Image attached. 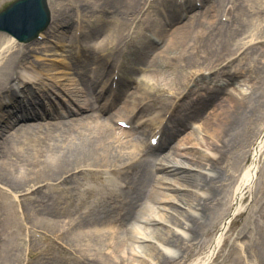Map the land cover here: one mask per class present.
Masks as SVG:
<instances>
[{
	"label": "bare ground",
	"instance_id": "bare-ground-1",
	"mask_svg": "<svg viewBox=\"0 0 264 264\" xmlns=\"http://www.w3.org/2000/svg\"><path fill=\"white\" fill-rule=\"evenodd\" d=\"M48 1L51 24L34 41L45 44L44 52L0 33V264H184L180 236L196 240L203 228L219 223L205 252L188 263L209 264L233 217L251 211H241L243 195L264 172L258 160L264 150V58L247 61L264 37V0H215L201 17H188L171 30L169 24L184 14L155 18V0H97L115 23L108 27L93 19L97 26L90 30L85 17L78 19L76 32L86 44L78 42L77 54L86 51L98 62L92 70L86 61L78 65L76 79L58 51L69 37L59 25L65 20L62 5ZM90 6L87 0L77 9L91 12ZM217 13L227 21L216 19ZM106 26L111 34L103 36ZM134 26L130 40L141 45L131 52L129 71L145 61L184 73L162 79L154 91L132 80L111 82L100 69L107 60L99 59L103 51L114 56ZM32 53L38 63L29 61ZM229 65L251 82L249 92L238 87L221 98L228 89L223 85L184 101L205 77L235 75L226 71ZM45 75L58 93L49 104L35 91L21 96L40 79L42 90L48 89ZM158 93H169V101L160 106ZM204 114L201 138L189 128ZM47 118L55 120L20 124ZM161 134L154 148L152 138ZM229 186L232 197L223 209ZM185 190L195 197L186 198ZM255 210L253 226L238 231L248 238H235L236 255L224 264H264V205ZM178 212L181 226L169 219Z\"/></svg>",
	"mask_w": 264,
	"mask_h": 264
},
{
	"label": "rangeland",
	"instance_id": "rangeland-1",
	"mask_svg": "<svg viewBox=\"0 0 264 264\" xmlns=\"http://www.w3.org/2000/svg\"><path fill=\"white\" fill-rule=\"evenodd\" d=\"M12 1H14V0H0V10L5 8ZM55 1L60 3V5H62L61 8L64 12L62 19H65V20L59 22V25H61L60 26L61 30H63V27L66 28L67 35H69V37H66L64 40L65 45L59 47L58 51H59V53L64 55L65 59L67 58L66 61L68 63H70V65H72V71L74 72L75 66H76V60H77V58L75 56V46H76L78 41L79 42L81 41V43L84 42L86 44V41H83V39H82L83 37H81L80 35L76 37L77 26L75 27V25L78 24V23H76V22H79L78 19H80V17H85V19L87 20L86 28H88L90 30L95 29L97 26L96 23H94V24L91 23V20H93V19L100 21L102 24H105L106 22H108V27H113L115 22L113 23L112 20H110V18L112 16V12L108 11L107 8H105L103 10V7L98 5L99 2L97 0H91V4L94 5L93 7L90 6L89 10L91 12H86V11H84V9L82 11L77 9V6H80L81 4L85 3L87 0H55ZM213 2H215V0H204L203 2L199 1L197 4L192 5V3H194V2L190 1V0H188V1L187 0H155L152 14L155 18H160V19H162L164 12H166V13L168 12L167 14H170V15H176L178 12H180L181 14H184L182 19L178 18V20H176V22L174 24H171V25L169 24L168 29L171 30V29H173V27H175L177 25H181L182 23H184L188 17H191L193 15H196V17H197V15H198V17L199 16L201 17L203 12H204L205 7L208 6L210 3L212 4ZM188 4H191V6H188ZM232 4L233 3H230L229 6H231ZM186 7H189V8L186 10ZM217 15L215 16L216 19H219V20L223 19L224 21L225 20L227 21L226 16H221V13H217ZM262 15L264 16V13H262ZM70 22L71 23L73 22L71 27H69ZM62 25H63V27H62ZM108 27L106 26V29L104 31H102L103 36H107L108 33L111 34V32L107 33V31H106ZM135 27L136 26L129 29V31L127 33L130 36H128L123 43L119 44V49L114 52V53H116L114 56L112 54L111 57H108L109 61L110 60H112L113 62H116L117 60L119 62L128 61L127 64L129 62H131V54L132 53L130 51H132V50L134 51V49L137 50L141 45L140 39H134L132 41L130 40L132 37L131 35L135 33V30H136ZM1 32L2 31H0V33ZM141 36L143 39H144V37H146L145 33H143V32L141 33ZM261 39L264 40V37ZM261 39H258L255 42L254 47L252 49H250L249 53L247 52L248 53L247 54V61H249L251 59V61H249L250 64H253L252 59L255 56H257L259 59L264 58V42L259 43V40H261ZM36 40L37 39H35L34 41H36ZM38 40H39V38H38ZM34 41L33 42H22V43L31 44V43H34ZM97 42H98V38H95L91 41L92 44H96ZM35 44L36 43H34L33 45H35ZM132 44H134L135 46L133 45L131 47ZM161 44H163V43H159L160 46H161ZM159 45L157 44L158 47H160ZM36 46H37V51L35 52L36 54L44 52L43 49L45 48V44L43 46L36 44ZM132 48H134V49H132ZM84 52H86V51H82L81 54H84ZM35 53H32V55L29 58V61H32V62L34 61V62L38 63V61L35 58ZM242 56H240V57H242ZM88 61H90V60H88ZM250 64H248V65H250ZM126 65H124L125 68H123V70L125 72V73L123 72L124 73L123 74V77H124L123 80L133 79L135 81L133 83V86L139 85L140 89L147 88L149 91L150 90L154 91L156 87H158L161 84H164L166 81H162V79H168L171 77L173 78V77H175L176 74L182 75L184 73V70L180 69V68H176V69L173 68L172 70H165V69L159 68L157 66H149L150 65L149 62H145V61H142V62H139L138 64H136L137 70L135 71V73H131L128 70V68H126ZM228 70H231V73H233L235 75H231V76L223 75L220 72L219 76H217L218 78H215V76H210V78L205 77L203 80L200 81L199 85L197 86L198 91H194L191 95H189L184 100L192 99L193 97H196L197 93L203 92V89L206 87L213 89V88H216V86H220L224 83H227V84H225V86H223V87L226 88L228 86L227 87L228 89H227V93H223L221 98L226 97L230 93H232V94L235 93L236 92L235 89H237L238 87L245 92H249L251 90L250 89L251 82L248 80V78L246 76H244L242 74L238 75L237 73H234V71H236L234 65H229L226 68V71H228ZM73 72L71 73V75L73 77L77 78ZM44 77L47 78L46 75ZM231 80H233L234 82L230 83ZM246 81L250 82V83L247 84ZM47 82L52 83V82H50V80ZM217 88L220 89V87H217ZM131 90H133V88H131L129 90L130 93H131ZM168 94L169 93H158V95L160 97L159 99L161 100L160 106L162 105L161 103L164 99H165L164 102L169 101L170 96ZM263 105H264V103H263ZM215 106H217V105H215ZM215 106H213V107H215ZM150 111H151V109L148 110L147 112H150ZM205 115L206 114H204V116L202 118L192 120V123H191L190 128H189L190 130L197 129L198 130L197 135H198V137H201V138L206 136V131H204V129L203 130L201 129L202 121L205 118ZM46 120H52L53 121L54 119L53 118L36 119V120L33 119V120L21 121L20 124L22 125L26 122H35V121L36 122L37 121L43 122ZM4 125L5 124L2 123V126H0V127L3 128ZM258 160H259V166L262 167V165L264 163V150L261 152ZM232 189H233L232 186H229L226 188L227 195L225 197H222L223 209H226L228 206L227 202L232 197V191H233ZM180 192H182V191H180ZM183 192L186 193V198L191 199V198L195 197V194H193L191 192V190H185ZM262 205H264V172L260 171L255 177L254 185H253V191H251L250 189H247L245 191V194L243 195V199H242L241 211H244L247 209H251V211H249L248 214L244 213L242 215H239L237 213L233 217V219L229 223V225H228V227H227V229L223 235V238L221 240V244H220L219 248L216 250V252L213 255V258L209 264H224V263H227L232 256L236 255V248L233 245V241L235 240V238L236 237L240 238L242 241H244L246 239V237L248 238V236L246 234L245 235L242 234L239 236L238 231L243 226H247V227L253 226V222H254V219L256 217V215H255L256 210L255 209L260 208ZM176 207L179 209V211H183V209H184V208L179 207V206H176ZM179 215H180L179 212L176 215L171 214L172 217H170L169 219L173 225H178V226L180 225L181 226L183 224V220L181 219V217ZM218 215H219V213H215V215H213L212 218L217 217ZM218 226H219V223H217L215 225V227H212V229H210L208 231L206 230V228H203V230H201L199 232L200 234L198 235V239H196V240H190L189 241V240L182 238V236L179 235L181 238L178 240V242H181L182 245H184V247H185V253L182 256V262L184 264H188L197 255L205 252V250H206L205 248H207V243H208L209 239L214 234H216V232L219 228ZM250 229L251 228H248V230H250ZM38 230L42 232L41 229H38ZM248 234H250V233H248ZM229 250L231 251V254H229V256H228ZM226 255L228 256L227 261H225ZM70 260H73V258H70Z\"/></svg>",
	"mask_w": 264,
	"mask_h": 264
},
{
	"label": "water",
	"instance_id": "water-1",
	"mask_svg": "<svg viewBox=\"0 0 264 264\" xmlns=\"http://www.w3.org/2000/svg\"><path fill=\"white\" fill-rule=\"evenodd\" d=\"M50 21L47 0H16L0 12V29L29 41Z\"/></svg>",
	"mask_w": 264,
	"mask_h": 264
}]
</instances>
